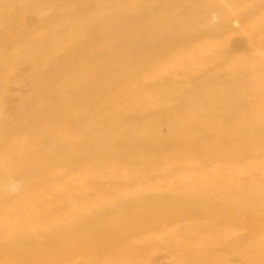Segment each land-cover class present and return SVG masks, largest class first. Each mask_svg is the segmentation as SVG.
<instances>
[{"label":"bare ground","instance_id":"6f19581e","mask_svg":"<svg viewBox=\"0 0 264 264\" xmlns=\"http://www.w3.org/2000/svg\"><path fill=\"white\" fill-rule=\"evenodd\" d=\"M236 31L251 39L233 54ZM263 35L264 0H0L12 118L0 110V264L121 253L146 264L132 241L148 234L140 251L175 247L173 264H264ZM23 64L21 93L8 73ZM83 175L95 180L84 213L59 199L33 207L37 196L13 183L58 193L86 187ZM144 178L179 179L181 192L122 193ZM103 187L114 195L95 201ZM33 212L54 220L36 230L3 220L26 225Z\"/></svg>","mask_w":264,"mask_h":264},{"label":"rangeland","instance_id":"374dc122","mask_svg":"<svg viewBox=\"0 0 264 264\" xmlns=\"http://www.w3.org/2000/svg\"><path fill=\"white\" fill-rule=\"evenodd\" d=\"M36 18V16L33 14V13H25L22 18H21V26L22 27H25L27 25V22H29L30 20ZM249 39H251L245 32H240V31H236V32H231L229 34V36L226 38L225 40V46H226V49L233 53V54H236V53H239V52H244L247 50L248 46L247 44L250 43V41H248ZM259 42V43H258ZM257 45L260 46L261 50L263 51V54H264V35L263 36H260L258 38V41H257ZM64 48L66 47L64 44H61ZM62 48V47H61ZM27 68V64H23V65H13L10 70H9V79L11 80V89L12 90H18L19 92H24V89H23V86H21L20 88H18L16 85H20V84H17L19 83L16 79V77H18L19 74H21V71L23 69ZM232 72L233 73H236V70L235 69H232ZM8 78V77H7ZM14 82V83H13ZM22 83V81L20 82ZM12 84H15V85H12ZM0 110L2 111V113H4V118L7 119L8 121H11L12 118L10 117V106L4 104V99L0 98ZM19 142L21 143V145H24V147H30L31 148V145L28 144L30 141H29V138L26 137V138H21L19 140ZM137 169V168H136ZM138 170V169H137ZM146 170H144L145 172ZM147 174V173H146ZM146 176L145 173H142V172H139L138 173V177H139V180ZM82 182L85 183V186L86 187H75V188H72V189H68L71 184H68L65 185H61L59 187V190H58V193H54V192H48V191H39V188L36 189V190H31L29 188H25L19 181H17L15 179V181H13L15 187L17 188V185H18V188L21 189H26V190H29V194L30 195H35L37 196L36 200L31 203L33 204L32 206L35 207L36 205H39L41 204L43 201H52V200H56V199H59V204H68L70 206H73L74 208H76V211L78 212H86L88 210V208L90 207V204L86 203V201L84 200V198H93L92 196V191L91 188V184H93L95 182L94 178L92 177H85V175L82 176L81 178ZM195 179V176L191 173L186 174L185 175V178H184V181H187V182H190L191 180H194ZM100 181H102V179L100 178ZM105 181H107L105 179ZM144 182L145 183H142L144 185L142 186H139L137 188H125V189H122V193H130V194H134V193H141L142 191H158V192H161V191H166L168 193H173V194H179L181 192V184L182 182L179 181V179H176V178H165V179H162L158 182H161V186L157 188V185H155L153 187V184L150 183V182H147V179L144 178ZM94 185V184H93ZM156 190H155V189ZM114 195L115 191L112 190V188H107V187H103L101 190H99V195L96 194L94 195V199L95 201H100V200H103L104 197H105V194L106 192ZM66 193H71V197H69V194L67 195ZM101 202V201H100ZM97 204V203H96ZM55 207V206H54ZM57 210V208L55 207L54 210ZM55 210V211H56ZM40 211V210H39ZM38 211V212H39ZM37 212V213H38ZM36 216L31 220H27V224L24 225L21 221L18 222V220H14V219H11V218H8V216L4 217L3 220H6L7 222L9 223H13L15 228L18 227L19 229H24L26 226H28V229L32 226L33 228L31 230H36V229H39V228H44L45 227V224H43L45 221H52L54 220V218L52 216H48L46 217V219L43 217V216H38L36 214V212H33ZM60 222H63L64 221V218H60L59 219ZM107 223V222H106ZM109 223V221H108ZM183 225H186L187 227H183V230H181V232H183L182 234H184L185 232H188L189 230V226H190V223H187V222H181ZM108 226H111L110 224ZM30 230V231H31ZM169 230V229H168ZM134 237V236H133ZM153 236H151L150 234H148L147 237L145 236H140L138 237L137 241H131L134 242L136 244V246H134V251L136 253V255L140 258H143V259H146L145 261L147 262L146 264H173L174 262V259L176 256H182V254L178 253L177 254V250L174 249L175 247H172V246H160L159 248H157L156 250L153 251L152 250H149L147 253L145 252V250L143 251H140L141 248L143 245H150L152 244L151 241H154V237L152 238ZM167 237H171V238H175L174 234H172V232L170 231H162L161 234L159 235V238H167ZM152 238V239H151ZM86 237L84 234H80L78 236V240L80 242H85L86 241ZM42 243L44 242V239H39ZM135 240V239H134ZM177 242V241H175ZM213 242V241H211ZM223 242V241H222ZM213 244H217V243H213ZM132 247V246H131ZM211 247L209 246V244L207 245L206 249H210ZM205 249V248H204ZM205 249V250H206ZM131 255H123L122 253L120 255H105V254H102V257L101 255L98 256L96 255V257L94 256H87V254L85 255H76L74 256L70 261H68V263L66 264H82V261L84 258H88V261L92 260L95 262V264H133L132 262H130L129 260H132L130 258ZM134 256V255H133ZM132 256V257H133ZM65 264V263H64ZM85 264V263H84ZM89 264H94L93 262H89ZM143 264V263H141ZM233 264V263H231Z\"/></svg>","mask_w":264,"mask_h":264}]
</instances>
